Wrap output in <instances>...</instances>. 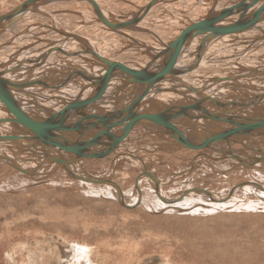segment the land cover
Here are the masks:
<instances>
[{
    "label": "bare ground",
    "instance_id": "bare-ground-1",
    "mask_svg": "<svg viewBox=\"0 0 264 264\" xmlns=\"http://www.w3.org/2000/svg\"><path fill=\"white\" fill-rule=\"evenodd\" d=\"M28 1L21 0L11 9L0 14V130L2 129L0 146H4L3 150H14L12 152L17 155L19 152L33 151L35 148L38 151H34L35 154L39 152L42 154L40 162L50 164V169H53L57 175H66L89 185L114 184L121 190L125 189L123 187L128 181L132 183V179L126 166L120 167L121 171L118 173L116 161L121 156H134L132 147L135 146L134 148L140 150L145 143L149 146L142 149L145 151L148 148L150 152L162 150L173 144V146L183 143L196 145L198 150L207 157H214L221 161L225 159L226 164L264 171V148L248 154L238 150L248 145L254 146V143H257L256 138L264 135V127L251 130L246 133L247 135H243L242 132L236 134L233 132L238 127L234 125L237 120H244L241 121L244 124L259 123L246 115L260 111V108L258 110L255 106L250 107L251 104H248L258 97L262 102L264 97V12L252 25L248 27L240 25L231 30L239 24L237 20L248 21L249 16L263 4L264 0H261L256 7H252L248 13L236 11L224 16L219 22L213 23L209 28L214 29V32L208 31L204 35L195 36L194 40L186 43L187 48L183 45L177 56L173 53L175 47L171 45L183 38V35L173 30L181 24L188 29H193L208 22L215 17L218 8L230 0L221 1L217 7L208 0H157V3H155L156 0H118L119 3L113 4L111 2L117 0H91L92 5L95 6L94 9L101 14V18L93 6L83 0H46L27 4ZM149 5L153 6L146 11ZM194 5L196 6L193 10L196 12L189 8L192 11L184 19L185 15L182 12L186 14L185 9ZM180 7L184 10H178L181 9ZM119 11H124L121 12L124 14L116 15ZM203 11L204 18L195 16ZM134 16L139 18L127 24ZM162 17L164 20H161ZM88 19H91L93 23L86 21ZM24 21L33 28L31 32L29 30L31 27L28 29L30 32L28 35L39 36L40 39L32 41L21 50L14 49L15 52L9 55L8 49L6 48V52L4 48L6 45L3 44L12 43L11 37L22 30L21 23ZM88 23L91 24L87 25ZM71 26L75 27L71 28ZM23 27L25 29V26ZM80 28H83L84 32L89 31L92 36L94 33V35L105 34L107 37L115 35L126 38L132 41L129 51L131 53L127 49L121 50L119 52L121 59L117 58L118 55L116 58H108L103 51L96 50L95 44L87 34L77 33ZM21 33L24 32L21 31ZM94 37H92L93 40H95ZM135 37H142L143 40L140 41L142 39L140 38L139 43ZM84 42L85 45L81 44ZM260 44V49H257ZM83 47L105 58L114 72L118 70L104 87H101L105 77L104 70L88 64L90 57L79 53ZM139 48H145L147 51L142 52L143 54L139 53L138 61L131 57L128 58L133 61H129V64L125 63L126 60L123 61L127 58L124 57L127 53L129 56H134L132 53ZM148 51L151 52L147 54ZM160 51L162 53L158 54ZM163 63L167 66L168 73H164L159 79L152 78V83H146L141 76L136 80L132 78L137 70L142 71L146 68L148 72L144 76H152L151 73L153 71L156 73L155 69ZM93 80H98V85ZM33 84L36 87L37 85L44 87L38 90V87L36 88ZM238 84L243 85L244 88L241 87L243 89H239V93L236 91L240 97L235 99L234 93L237 88L234 90V87ZM157 98L162 102L156 101ZM176 98L189 101V109L194 111L190 113V116L193 115L194 120L183 119L184 117L182 118L176 109L167 111V107H172L173 103H176ZM151 99H155L156 102ZM12 103L20 108L21 113L14 115L16 112H12V108H9ZM154 106H159V109H155L162 111L161 116L148 113V110H152ZM210 115H217L220 119H211ZM227 116L233 121L226 118ZM256 116L259 117L258 114ZM28 120L34 121L31 126L54 120L56 130L51 125L45 124L44 132L47 139L41 140L23 125ZM74 122L78 123L77 131H73L75 129L71 127ZM119 124L121 128L118 129ZM69 127L72 131L65 134L62 130ZM87 130H92L93 134L85 135ZM223 133L228 135L220 136ZM169 137L172 140H169ZM137 139L140 142L139 146H136ZM262 140L264 142V139ZM234 143L238 149L233 147ZM127 144L131 148L125 147L128 146ZM1 152L3 151L0 150ZM91 153H96L89 157L94 159L98 166L104 162V157L116 156L117 160L110 166L112 172L109 175L117 172L115 177L110 178H113L112 180L106 179L107 176L91 178L78 173L75 162L83 155L86 157ZM177 154L182 156L180 151ZM14 156L1 157L0 155V158L9 161L12 167L16 166L15 169L20 172L31 173V170L22 168L25 164L22 167L15 165ZM4 170L7 171V169ZM59 170L65 174L60 173ZM142 179L148 180L151 191L165 206L170 205L171 208H175L186 198L196 195L203 196L210 205L215 207L225 206L226 201L237 190L256 192L259 193L258 196L260 194L264 196L263 186L243 181L239 183L241 185L236 184L225 190L222 196H216L202 188H188L171 199L160 191L162 180L145 171L132 183V191L134 190L136 196L130 201L131 204L133 202L134 205L141 204ZM108 187V194L102 193V195L109 198L112 197L110 192L113 187ZM119 196V201L124 204L123 192H120ZM131 204L124 205L132 206ZM72 250L71 264H81V261L87 264L89 251L87 248L77 246Z\"/></svg>",
    "mask_w": 264,
    "mask_h": 264
},
{
    "label": "rangeland",
    "instance_id": "rangeland-1",
    "mask_svg": "<svg viewBox=\"0 0 264 264\" xmlns=\"http://www.w3.org/2000/svg\"><path fill=\"white\" fill-rule=\"evenodd\" d=\"M20 1L0 0V14L11 9ZM208 1L213 3V0ZM111 3H119V1ZM195 6L187 7L186 14L182 12L185 15L184 19ZM197 6L199 7V5ZM180 8L178 10H184L182 7ZM193 11L196 12V10ZM121 12L124 11H119L116 15L124 14ZM204 13L203 11L195 16L202 19L205 17ZM188 17L192 18V16ZM62 20L66 23L64 19ZM90 20L86 21L92 22ZM161 20H164V17ZM27 23L25 21L21 23L22 30L16 32L20 34L16 35L15 33L11 37V44H3L6 45L4 48L5 51L6 48L8 49L9 55L15 52L14 49L21 50L22 47L39 38L32 34L28 35L33 31V28L31 26L30 28ZM89 24L91 23L87 25ZM75 26H71V28ZM80 29L77 30L79 31L77 33L87 34L95 44L96 50L103 51L108 58H116L117 55L119 56L117 58H120L121 50L127 49L129 52L130 46L132 47V41L130 42L126 38H119L115 35V38L114 36H110L112 37L110 38L105 34L94 35V33L92 36L89 31L85 30L84 32V29L81 31ZM191 30L181 24L173 31L185 37ZM20 35L21 37H19ZM91 36H95V40ZM135 38L137 40H134L139 41L142 37ZM142 40L143 38L140 41ZM260 46L261 44L257 49H260ZM135 51L136 54L132 53L134 56H129L131 52L127 53L124 56L127 58H124L123 61L126 60L125 63L129 64V61H133L132 59L139 60V53H144L147 50L139 48ZM150 52L148 51L147 54ZM199 81L204 82V80ZM37 87L38 90H42L44 86L37 85ZM241 87H243L241 84L234 87V90L237 88L235 93L233 92L235 99L240 97L237 92L244 88ZM176 99V103H173L172 107H167V111L176 109L180 116L184 117L183 119L194 120L193 115L190 116V113L194 111L189 109V101ZM157 100L159 103L162 102L159 98ZM256 100L259 103L255 102ZM256 100L248 105L251 104L250 107L255 106L261 110L248 113L246 116L259 123L262 120V124L264 122V97L262 102L259 97ZM152 101L156 102L155 99ZM184 101L185 103H183ZM192 105L194 106V104ZM158 107L154 106L152 110H148V113L161 116L162 111H157ZM254 113L258 116L261 115L257 117ZM117 128H121V124ZM1 131L2 129L0 133ZM91 134H93L92 130H87L85 133L88 136ZM262 139H264V135L256 138L257 143H254V146L249 147L248 145L242 147L241 150L237 148L236 143L232 145L243 153H255V150L264 148ZM169 140L172 138L169 137ZM139 143V139H137L136 146H139ZM147 144L143 145L148 147ZM127 145L125 147L131 148L129 144ZM173 145L167 147L168 149L163 148L154 152H150L148 148L145 149V152L142 149L145 146L141 148L142 151L134 146L131 149L132 152H135L134 156H121L117 160L115 155L113 157L106 155L109 157H104V162L99 166L95 164L94 159L90 158L97 152L91 153L78 159L75 162V168L79 174H85L91 178L107 176L106 179H110L117 175V172L109 175L112 172L110 166L117 160L118 173L121 171L120 167H128L132 183L145 171L160 178L162 180L160 191L171 199L188 188H202L216 196H222L225 190L227 191L230 187L243 181L254 182L264 187V171H255L233 164L234 167L232 164L224 163L225 159L221 161L214 157H207L198 150L196 145L184 143ZM3 149L4 146H0V150L3 151L0 153L1 157L16 155L12 152L14 150ZM138 150L139 152H137ZM34 151L38 152L34 148L33 151L19 152L14 156L15 165L22 167L25 164L22 168L31 170V173L27 174L15 169L16 166L13 168L9 161L0 158V264H71L72 248L77 246H83L89 250L88 259L84 256V259H87V264H264V196L261 194L258 196L259 193L237 190L226 201V205L221 207L212 206L203 196L196 195L186 198L175 208H171L170 205H167L169 207L165 206L151 191L148 180L142 179L140 184L141 204L134 205L133 202L132 205L130 201L134 200L136 195L134 190L132 191V183L129 181L126 186L124 185V190L114 184H85L69 176L55 174L54 170L50 169V164L40 162L42 154L39 152V156V153L35 154ZM178 151L182 153V156L177 154ZM47 170L48 172H46ZM59 172L64 173L61 170ZM115 182L119 184L117 181ZM108 186L113 187L110 192L112 197L109 198L102 195V193L108 194ZM120 192H123L124 204L132 206H125L119 201ZM81 264H84L83 261Z\"/></svg>",
    "mask_w": 264,
    "mask_h": 264
},
{
    "label": "water",
    "instance_id": "water-1",
    "mask_svg": "<svg viewBox=\"0 0 264 264\" xmlns=\"http://www.w3.org/2000/svg\"><path fill=\"white\" fill-rule=\"evenodd\" d=\"M40 1H46V0H29L27 2V4H33L35 2H40ZM50 1H54V0H50ZM83 1H85V2H87V3H89V4L92 5L91 0H83ZM221 1H223V0H213V3L212 4L215 7H217L220 4ZM260 1L261 0H230V1H227L225 3V5H223L222 7L218 8L217 12H215V17H213L212 19H209V21L206 22V23H203V24H200V25L196 26L190 32H188V36H185V37L181 38L178 42H176L175 44H172L171 45V47L172 46L175 47V50L173 52L174 55L177 56V54L180 53L183 45L185 47L186 43L188 41L194 40L195 36H197V35L200 36L202 34L204 35L208 31L209 32H214L215 30L214 29H210L209 27L213 23L219 22L224 16H226L228 14H231L233 12H236V11L237 12L240 11V12H243V13H248L249 10L252 7H256V5L258 3H260ZM155 3H157V0L155 1ZM228 4H230V5L227 6ZM153 5L147 6L146 7V11H147V9L149 10ZM94 7L95 6H93V9H94ZM95 11L98 13V16H100V18H101V14L97 10H95ZM263 12H264V2H263V4H261L260 6H258V9L255 12H253L252 14L250 13L251 16H249L248 21L241 22V21L237 20V23H239V24L237 26H235V27H232L231 30L236 29L240 25H242L244 27H248V26L252 25L262 15ZM138 18L139 17L134 16L131 19V21L128 22L127 24H130V23L134 22ZM127 24H125V25H127ZM118 28H120V27H118ZM112 29H114V28H112ZM81 44L85 45L86 43L84 42V43H81ZM185 48H187V47H185ZM168 51H169V49H168ZM79 53L87 54L90 57L89 58L90 60H89V63H88L89 65L97 66V67L102 68L104 70L105 77H104V82H102L103 84H102L101 87H104L105 84H106V82H108V81H110L112 79L111 76L115 75V72L118 71V70H115V72H114V70L110 67L109 62L105 58H103L98 53H96V52L88 49L87 47H83L82 48V51H80ZM160 53H162V51H160L158 54H160ZM167 69H168L167 66H165V64L163 63L162 65H160V67H158V68L155 69V70H157L156 73H154V71H153V73H151L152 76H150V75L148 77H145L144 76L146 74V72H148V68H146L145 70H142V71L137 70L135 72V74L132 76V78H134V80H136L137 77L141 76L143 78V80H145L146 83H150L151 80H152V78L159 79L160 77L163 76L164 73H168ZM122 70H123V68H122ZM98 80H100V79H98ZM98 80H93V81L96 82L97 85H98ZM101 81L102 80H100V82ZM9 108H12V112H16V113H14V115H17V113H21L20 108L17 105H15L14 103H12ZM209 117L211 119H220V117L217 116V115H210ZM226 118L231 119L228 116ZM226 118H224V119L226 120ZM140 120L141 119L139 118V121ZM241 121H244V120H240V121L237 120V122H235V123L232 122V123H234V125L238 126L237 128H235L233 130V132H235V134L236 133H239V132H242V133H244L243 135H247L246 133H249V131H251V130L264 127V122L260 125L261 122L260 123H245L244 124ZM33 122L34 121H32V120H28V121L24 122L23 125L25 127H27V129L32 134L36 135L41 140H46L47 139V137L45 135L46 133L44 132V130H45V124L51 125L55 129L54 120H49L48 122H45V123H42V124L41 123H39V124L37 123L38 125L33 124V126H31L32 125L31 123H33ZM71 127L73 129H75L73 131H77V129H78L77 128L78 127V123L77 122H74ZM71 127L66 128L65 130H62V131H64L65 134H68V133H70L72 131L71 130ZM243 131H245V132H243ZM226 135H228V134L223 133L220 136L225 137ZM43 143L45 144V142H43ZM239 154H241V153L239 152Z\"/></svg>",
    "mask_w": 264,
    "mask_h": 264
},
{
    "label": "crops",
    "instance_id": "crops-1",
    "mask_svg": "<svg viewBox=\"0 0 264 264\" xmlns=\"http://www.w3.org/2000/svg\"><path fill=\"white\" fill-rule=\"evenodd\" d=\"M83 133V132H82ZM243 139V138H242ZM244 140V139H243Z\"/></svg>",
    "mask_w": 264,
    "mask_h": 264
}]
</instances>
